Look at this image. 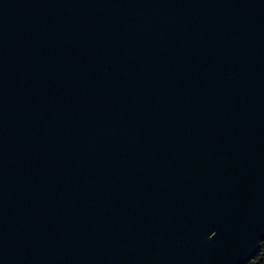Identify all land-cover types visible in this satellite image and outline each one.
<instances>
[{"label":"water","instance_id":"95a60500","mask_svg":"<svg viewBox=\"0 0 264 264\" xmlns=\"http://www.w3.org/2000/svg\"><path fill=\"white\" fill-rule=\"evenodd\" d=\"M263 242L264 0H0V264Z\"/></svg>","mask_w":264,"mask_h":264},{"label":"trees","instance_id":"16d2710c","mask_svg":"<svg viewBox=\"0 0 264 264\" xmlns=\"http://www.w3.org/2000/svg\"><path fill=\"white\" fill-rule=\"evenodd\" d=\"M248 264H264V242L259 254L253 258Z\"/></svg>","mask_w":264,"mask_h":264}]
</instances>
